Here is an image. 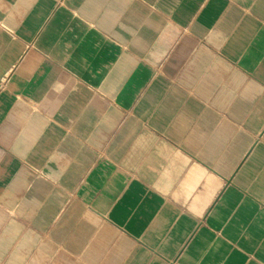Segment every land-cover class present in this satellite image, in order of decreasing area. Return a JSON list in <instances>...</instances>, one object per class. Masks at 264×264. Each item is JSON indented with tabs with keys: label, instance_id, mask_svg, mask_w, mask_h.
<instances>
[{
	"label": "crops",
	"instance_id": "0c3cea01",
	"mask_svg": "<svg viewBox=\"0 0 264 264\" xmlns=\"http://www.w3.org/2000/svg\"><path fill=\"white\" fill-rule=\"evenodd\" d=\"M0 264H264V0H0Z\"/></svg>",
	"mask_w": 264,
	"mask_h": 264
}]
</instances>
